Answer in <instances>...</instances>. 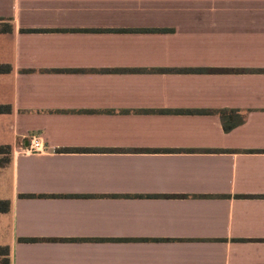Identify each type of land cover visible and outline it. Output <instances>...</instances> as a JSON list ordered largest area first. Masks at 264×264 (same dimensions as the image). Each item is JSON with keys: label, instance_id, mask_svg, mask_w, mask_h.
I'll return each mask as SVG.
<instances>
[{"label": "crops", "instance_id": "crops-1", "mask_svg": "<svg viewBox=\"0 0 264 264\" xmlns=\"http://www.w3.org/2000/svg\"><path fill=\"white\" fill-rule=\"evenodd\" d=\"M0 67V264H264V0H0Z\"/></svg>", "mask_w": 264, "mask_h": 264}, {"label": "trees", "instance_id": "trees-1", "mask_svg": "<svg viewBox=\"0 0 264 264\" xmlns=\"http://www.w3.org/2000/svg\"><path fill=\"white\" fill-rule=\"evenodd\" d=\"M6 70H7L6 67H0V72L1 71H6ZM184 72H187V73H220V72H224V71L219 70V69H211V70H209V69H197V70H185ZM5 110L7 111V108L0 107V111H5ZM219 116H220L221 123H222L224 131H229L235 126V124H233L232 121H231L232 120V116L231 115H228L227 117L224 118L223 114L220 112ZM239 123H241V120L239 121ZM27 197H29V198H34V197L41 198V197H47V196H33V195H29ZM50 197H86V196H50ZM110 197L115 198V197H118V196L113 195V196H110ZM124 197H128V196H124ZM147 197H150V196H147ZM7 208H8V204L6 202H1L0 201V213L5 212L7 210ZM24 241L25 242H35L36 240L35 239H26ZM114 241H119V240H114ZM3 263L7 264V261L5 260V262H3Z\"/></svg>", "mask_w": 264, "mask_h": 264}, {"label": "built area", "instance_id": "built-area-1", "mask_svg": "<svg viewBox=\"0 0 264 264\" xmlns=\"http://www.w3.org/2000/svg\"><path fill=\"white\" fill-rule=\"evenodd\" d=\"M46 145L39 136L33 135L29 138L27 145L24 147L25 154L39 155L46 153Z\"/></svg>", "mask_w": 264, "mask_h": 264}]
</instances>
